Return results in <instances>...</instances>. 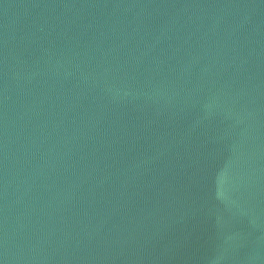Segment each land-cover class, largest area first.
Returning a JSON list of instances; mask_svg holds the SVG:
<instances>
[{"label": "water", "instance_id": "95a60500", "mask_svg": "<svg viewBox=\"0 0 264 264\" xmlns=\"http://www.w3.org/2000/svg\"><path fill=\"white\" fill-rule=\"evenodd\" d=\"M0 264H264V0H0Z\"/></svg>", "mask_w": 264, "mask_h": 264}]
</instances>
